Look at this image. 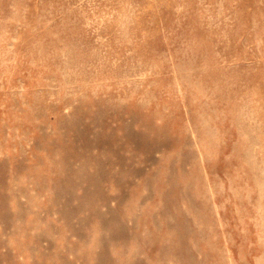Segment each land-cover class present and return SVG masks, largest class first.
<instances>
[{
    "label": "rangeland",
    "instance_id": "1",
    "mask_svg": "<svg viewBox=\"0 0 264 264\" xmlns=\"http://www.w3.org/2000/svg\"><path fill=\"white\" fill-rule=\"evenodd\" d=\"M0 264H264V0H0Z\"/></svg>",
    "mask_w": 264,
    "mask_h": 264
}]
</instances>
